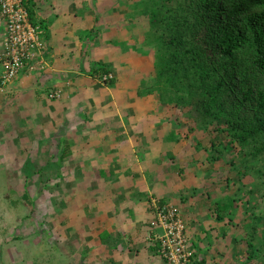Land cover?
I'll use <instances>...</instances> for the list:
<instances>
[{"label": "crops", "instance_id": "obj_1", "mask_svg": "<svg viewBox=\"0 0 264 264\" xmlns=\"http://www.w3.org/2000/svg\"><path fill=\"white\" fill-rule=\"evenodd\" d=\"M32 2L45 47L0 93V130L9 123L15 139L30 133L31 146L53 148L48 160L69 170L72 164L80 198L64 209V244H88L81 250L87 264H165L148 241L158 199L180 207L194 260L208 264L222 230L215 229L207 190L198 196L208 172L182 125L162 118L157 96L139 92L154 59L138 52L137 35L126 27L120 4L130 2ZM4 37L0 20V48ZM103 73L113 82H103Z\"/></svg>", "mask_w": 264, "mask_h": 264}, {"label": "trees", "instance_id": "obj_2", "mask_svg": "<svg viewBox=\"0 0 264 264\" xmlns=\"http://www.w3.org/2000/svg\"><path fill=\"white\" fill-rule=\"evenodd\" d=\"M25 4L32 22L37 23L34 2ZM128 7L130 18L147 21L136 46L154 59L152 80L142 82L140 94H155L162 111L190 107L200 128L215 125L226 132V142H212L203 163L214 168L225 161L241 177L250 175L254 181L258 178V194L264 197V0H135ZM97 69L105 71L102 66ZM197 144V148H203L201 142ZM227 150L234 155L230 160ZM38 175L44 178L41 171ZM232 180L229 176L227 183L230 185ZM244 186L238 190H245ZM45 187L49 189L50 185ZM250 192L256 196V189ZM25 197L33 210L35 199L29 194ZM242 200L230 196L218 201L219 219H225L221 212L229 215ZM252 213L264 219V203ZM36 220L40 227L34 228L31 235L39 238L36 252L42 251L60 264L61 245L42 226L44 219ZM255 230L243 240L246 260L264 264V227L258 242L253 237ZM87 256L84 250L77 264H87ZM43 259L37 262L45 264ZM193 260L191 264H207L205 260ZM0 264L6 263L2 260Z\"/></svg>", "mask_w": 264, "mask_h": 264}, {"label": "rangeland", "instance_id": "obj_3", "mask_svg": "<svg viewBox=\"0 0 264 264\" xmlns=\"http://www.w3.org/2000/svg\"><path fill=\"white\" fill-rule=\"evenodd\" d=\"M128 1L129 4L133 3L131 0ZM125 5L120 4V10L124 17H127L126 27L136 33L137 40H141L143 31L147 29V21H143L142 17L130 18L129 9ZM137 48L139 53L148 55L143 50H139L140 46ZM150 77L148 80H152L153 76ZM168 108V110L165 108V111H162V118L182 125V133L193 147L195 144L198 146V142L202 143L203 148L196 147L199 161L202 164L206 160H204L207 155L206 150L211 148L212 142L217 144L226 142L227 133L220 132L215 125L206 129L200 128L190 107ZM8 125L5 130H0V263L3 260L6 264L16 261H19V264H41L37 260L43 257L45 264H55L46 253L36 252L39 238L31 236L33 229L40 227L36 218L42 217L44 229L50 230L61 245L63 256L60 264H77L82 258V247H88V244L74 243V241H72L73 244H64L65 232L69 230V227L65 228L63 213L68 206L67 203L77 200L76 197L80 198L78 195L79 178L74 174L72 164L69 170L67 163L57 164L48 160L49 150H52V147L47 148L45 142L44 147L31 146L30 133L27 132H18L19 137L15 139L17 132H11L12 129ZM3 132L5 136L2 134ZM38 142L41 140L39 139ZM233 156L232 152L227 153L228 160ZM206 168L205 170L208 172L206 174L208 178L205 183L206 189L198 190V196L207 190L205 193L208 199L207 206L211 208L210 213L216 225L215 229H222L219 231V236L216 237L217 241H214L213 237V251H210L211 256L208 259V264H258L253 261L247 262L246 242L243 241L248 233L255 229L253 237L257 242L260 241V229L264 227V219H257L252 213L253 208L258 212L264 203V197H260L257 190L258 178L255 177L254 181L250 175L241 177L225 161L215 165L214 168H210V166ZM261 169L264 170L262 162ZM39 171L42 172L44 178L38 175ZM202 173L197 176H202ZM46 175H49V178ZM229 176L233 177L230 185L227 183ZM203 184V182L200 183L201 186ZM243 184L245 190H238ZM46 185H50L49 189L45 187ZM251 188L256 189V196L250 192ZM261 193H264V190ZM26 194L35 199L36 205L33 210L25 197ZM230 196L243 200L238 203L235 209H233L234 205L233 212L231 210L229 215L221 212L225 215V219L221 220L217 213V202L226 201ZM71 239L78 238L72 234ZM23 259L25 260L23 261ZM90 259L92 262V257Z\"/></svg>", "mask_w": 264, "mask_h": 264}, {"label": "built area", "instance_id": "obj_4", "mask_svg": "<svg viewBox=\"0 0 264 264\" xmlns=\"http://www.w3.org/2000/svg\"><path fill=\"white\" fill-rule=\"evenodd\" d=\"M0 20L5 25L3 47L0 48V93L19 76L26 63L35 59L45 47L43 29L32 22L25 0H0ZM114 79L112 73L101 76L103 82ZM61 92L54 91L56 98ZM155 218L148 241L157 248L165 264H191L195 251L191 247L187 224L179 206L154 200Z\"/></svg>", "mask_w": 264, "mask_h": 264}]
</instances>
